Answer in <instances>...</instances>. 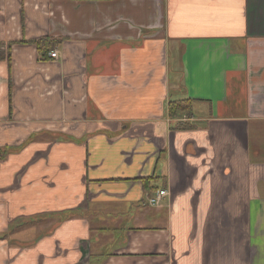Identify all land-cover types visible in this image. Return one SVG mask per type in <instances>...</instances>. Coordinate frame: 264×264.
<instances>
[{
	"label": "crops",
	"instance_id": "1",
	"mask_svg": "<svg viewBox=\"0 0 264 264\" xmlns=\"http://www.w3.org/2000/svg\"><path fill=\"white\" fill-rule=\"evenodd\" d=\"M0 264H264V0H0Z\"/></svg>",
	"mask_w": 264,
	"mask_h": 264
},
{
	"label": "trees",
	"instance_id": "2",
	"mask_svg": "<svg viewBox=\"0 0 264 264\" xmlns=\"http://www.w3.org/2000/svg\"><path fill=\"white\" fill-rule=\"evenodd\" d=\"M192 102L193 101L190 99L170 100L168 103L169 116L173 118L182 115L183 113L189 115L191 113ZM176 126L183 129L191 127L184 122H178Z\"/></svg>",
	"mask_w": 264,
	"mask_h": 264
},
{
	"label": "built area",
	"instance_id": "3",
	"mask_svg": "<svg viewBox=\"0 0 264 264\" xmlns=\"http://www.w3.org/2000/svg\"><path fill=\"white\" fill-rule=\"evenodd\" d=\"M52 58H58L59 53L57 50L51 51L50 53ZM168 191L166 189H158L153 196L149 198V204L150 205H158L161 200L164 199V197L167 195Z\"/></svg>",
	"mask_w": 264,
	"mask_h": 264
}]
</instances>
